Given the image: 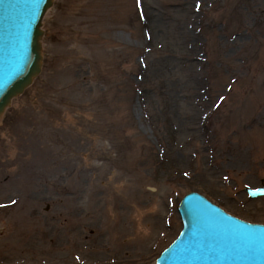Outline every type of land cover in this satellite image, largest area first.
Listing matches in <instances>:
<instances>
[{
  "label": "rangeland",
  "instance_id": "374dc122",
  "mask_svg": "<svg viewBox=\"0 0 264 264\" xmlns=\"http://www.w3.org/2000/svg\"><path fill=\"white\" fill-rule=\"evenodd\" d=\"M43 32L0 119V264H154L193 191L264 225V0H54Z\"/></svg>",
  "mask_w": 264,
  "mask_h": 264
},
{
  "label": "water",
  "instance_id": "95a60500",
  "mask_svg": "<svg viewBox=\"0 0 264 264\" xmlns=\"http://www.w3.org/2000/svg\"><path fill=\"white\" fill-rule=\"evenodd\" d=\"M52 3L0 0V116L40 73L41 21ZM246 191L252 199L264 196V188ZM213 204L196 192L182 199V231L156 264H264V226L230 217Z\"/></svg>",
  "mask_w": 264,
  "mask_h": 264
},
{
  "label": "bare ground",
  "instance_id": "6f19581e",
  "mask_svg": "<svg viewBox=\"0 0 264 264\" xmlns=\"http://www.w3.org/2000/svg\"><path fill=\"white\" fill-rule=\"evenodd\" d=\"M175 58H176V57H173V58L169 59L167 62H168V63H171V64H174V63H175V60H174Z\"/></svg>",
  "mask_w": 264,
  "mask_h": 264
}]
</instances>
